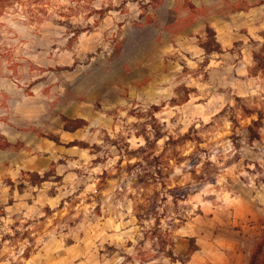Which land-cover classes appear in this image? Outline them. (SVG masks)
Instances as JSON below:
<instances>
[{
	"label": "rangeland",
	"instance_id": "1",
	"mask_svg": "<svg viewBox=\"0 0 264 264\" xmlns=\"http://www.w3.org/2000/svg\"><path fill=\"white\" fill-rule=\"evenodd\" d=\"M5 5L0 264H249L264 34L223 29L216 50L204 19H264V0Z\"/></svg>",
	"mask_w": 264,
	"mask_h": 264
},
{
	"label": "trees",
	"instance_id": "2",
	"mask_svg": "<svg viewBox=\"0 0 264 264\" xmlns=\"http://www.w3.org/2000/svg\"><path fill=\"white\" fill-rule=\"evenodd\" d=\"M9 1L10 0H0V9H3L6 6L5 4L8 3ZM83 7L85 8L84 5ZM100 13L104 14L105 10L100 11ZM205 32L208 34V36L210 37L212 36L214 38L213 42L218 47V49L216 50H221L222 47L219 41L217 40L216 30L209 23L206 24ZM201 46L205 49L206 53H209L211 50H213L211 49V43H209L208 41L203 42ZM76 127H80V125H76ZM64 128L65 130H71L73 127L68 125L67 123ZM24 175L25 176H36L38 181H33L32 179L31 180L29 179V181L33 184H37L45 180V176L40 175L38 173H32L30 171H26ZM261 226H262V231H261V234L258 236V238L254 242V247L251 252V258H250L249 264H264V221H261Z\"/></svg>",
	"mask_w": 264,
	"mask_h": 264
},
{
	"label": "crops",
	"instance_id": "3",
	"mask_svg": "<svg viewBox=\"0 0 264 264\" xmlns=\"http://www.w3.org/2000/svg\"><path fill=\"white\" fill-rule=\"evenodd\" d=\"M207 4H209V2H207ZM203 5H206V3L204 4L203 2ZM207 22L215 28L217 35H219L220 30L223 29L236 31L244 27L247 29L248 34H264V19H228L225 26L219 25V22L216 19H204V23Z\"/></svg>",
	"mask_w": 264,
	"mask_h": 264
}]
</instances>
